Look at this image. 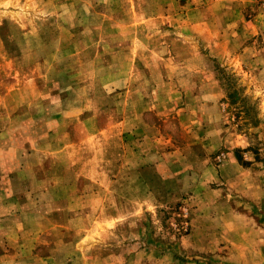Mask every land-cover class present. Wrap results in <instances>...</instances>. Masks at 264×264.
Wrapping results in <instances>:
<instances>
[{
    "label": "rangeland",
    "instance_id": "obj_1",
    "mask_svg": "<svg viewBox=\"0 0 264 264\" xmlns=\"http://www.w3.org/2000/svg\"><path fill=\"white\" fill-rule=\"evenodd\" d=\"M0 264H264V0H0Z\"/></svg>",
    "mask_w": 264,
    "mask_h": 264
},
{
    "label": "trees",
    "instance_id": "obj_2",
    "mask_svg": "<svg viewBox=\"0 0 264 264\" xmlns=\"http://www.w3.org/2000/svg\"><path fill=\"white\" fill-rule=\"evenodd\" d=\"M214 73L216 80L226 89L227 94L225 100L227 101V106L232 107L231 111L234 113H243L245 115L248 110L245 106L244 100H242L243 97H239L234 77L217 64L214 65ZM235 157L238 162L241 161L237 155H235Z\"/></svg>",
    "mask_w": 264,
    "mask_h": 264
}]
</instances>
